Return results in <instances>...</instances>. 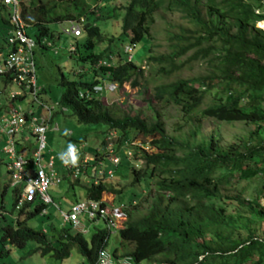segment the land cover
Wrapping results in <instances>:
<instances>
[{"label": "trees", "instance_id": "16d2710c", "mask_svg": "<svg viewBox=\"0 0 264 264\" xmlns=\"http://www.w3.org/2000/svg\"><path fill=\"white\" fill-rule=\"evenodd\" d=\"M17 1L26 29L35 30L37 47L33 53L36 48L44 53L48 43L56 46L55 40L63 33L51 29L50 24L77 22L81 32L72 36L73 50L68 53L84 64L83 72H92L88 81L81 80L80 74L72 80L61 74L58 93L51 98L46 96L45 86L37 83L38 103L28 105L42 115L47 113L44 106L54 105L48 130L60 132L68 146L87 142V151L85 138H74L61 126L74 118L78 124H101L107 133L115 131L120 146L133 132L132 139L152 148H134L135 165H123L130 172L131 182H143V187L122 205L125 223L118 230L120 241L110 251L112 256L130 257L132 264H264V0H128L120 6L114 4L116 0H89L91 4L86 0ZM90 5H96V15ZM2 11L0 53L4 47L10 50L8 33L13 30L10 10L0 0ZM159 13H177L183 23L174 25V30L167 24L166 51L152 54L151 28ZM119 19V32H112ZM109 20L112 30H102L99 22ZM143 39L148 45L147 62H152L157 75H179L194 64L206 65L203 74L179 77L153 88L156 102L179 111L182 122L176 126L177 134H169L159 116L148 118L140 112L130 114L116 105H105L101 91H94L95 87L102 88L103 82L139 85L144 73L133 56L126 59L123 48L132 45L133 55L136 43ZM103 44L105 48L97 50ZM200 119L242 122L255 129L241 136L238 144H223L217 135L199 132ZM54 124L57 130L52 129ZM25 134L24 129L18 137ZM107 144L100 141L95 151L98 160ZM16 150L22 156L29 155L18 140ZM5 162L0 157L6 176ZM56 172L67 180L69 193L74 195L73 188L78 185L84 191L82 199L103 204L106 178L86 184L62 167ZM258 176L261 188L248 196L241 191L231 193L241 182ZM23 186L24 182L10 185L0 175V264H12L5 260L11 247H24L28 241L35 244L28 254L63 260L74 250L87 264H96L99 251L108 249L110 229L95 228L86 237L89 231L82 234L63 219L50 220L48 227L36 229L27 221L48 218V205L36 199L19 206ZM8 189L13 196L9 210L4 205ZM141 204H145L142 211ZM44 208L46 213L42 214Z\"/></svg>", "mask_w": 264, "mask_h": 264}, {"label": "rangeland", "instance_id": "374dc122", "mask_svg": "<svg viewBox=\"0 0 264 264\" xmlns=\"http://www.w3.org/2000/svg\"><path fill=\"white\" fill-rule=\"evenodd\" d=\"M86 2L91 4L89 0H86ZM127 2L128 0H116L114 4L120 6L126 4ZM95 6L96 5H93L91 8L95 11L96 15L98 9ZM4 15V11L0 12V16ZM110 22L111 20L99 22L102 30H109V28H111ZM117 22L118 26L117 28L114 26L112 32L120 30V19ZM182 23L183 20L177 13H159L156 15L155 22L151 28V34L153 36V40L151 42L152 54H159L166 51L164 31L165 26H167V24L172 25V30H174V25L176 26ZM258 25L259 24L257 23L256 26L261 28ZM50 28L58 31L59 24L52 23L50 24ZM110 30H112V28ZM26 32L30 37H35V30L31 27L27 28ZM54 38L56 39V37ZM55 42L58 43V47H56L58 53H55L54 50L51 49L42 53L38 48H36L34 52L36 82L45 86L46 96L48 98H51L58 93L59 86L57 85V82L59 81L61 74L64 75L68 80L78 79L81 76V80L88 81L90 80L92 73L83 72L84 64L76 58L69 56L68 50L70 49V46H73L74 42V38L72 36L59 34V37L55 40ZM147 46V40L143 39L136 43V47L133 52L134 61L140 65L144 73V79L139 82V85L136 87H131L129 83H124L121 86H118L116 83H108L107 85L105 84L101 91V101L103 104L108 106L116 105L120 110L129 112L130 114L140 112L143 114V116L148 118H151L152 116H159V118L163 120L167 132L169 134H177L175 131L177 129L176 126L182 122L179 111H177L172 105L156 102L153 97V88L155 85L160 83H169L179 77L203 74L206 71V65L202 62L194 64L192 68L182 70L179 75H157L154 72V65L152 62H147ZM112 47L113 46H110L109 49L111 50ZM104 48L105 45L103 44L100 45L97 50L102 51ZM7 51L8 48L4 47L1 50V57H4ZM78 74H80V76ZM8 89V87H5L4 92H7ZM3 101H5V99H3ZM22 104H26V101H23ZM199 123L200 133L205 136L211 134L217 135L223 144H238L241 136L246 135V133L255 129V126L245 125L242 122H217L211 119H200ZM67 127L72 130V136L74 138H85L89 144H91V146H95L97 141L98 145H100V141L104 137V133H106V127L104 125L78 124L74 118L70 119ZM183 130L186 131L187 127H184ZM28 134L29 133H27V135ZM134 136L135 134H133V132H130L128 135L130 140H134L132 139ZM31 142H34L32 138ZM46 143V149L41 151L42 164L47 161L49 155H54L57 157L63 150V146L66 145V140L60 136V132L58 133L48 130L46 133ZM134 143L137 142L135 141ZM142 147L146 149V151L152 150V148H150L147 143H144ZM117 155L122 166H117L113 178L108 180L107 183L105 182L107 189L102 197V202L111 211L115 220V229L111 231L108 239L107 248L109 251H112L120 241L118 230L122 228L125 223L122 205L128 203L131 197H134L133 194L137 195L140 191V188L143 187V182L139 184L131 182L130 172L127 166H123L127 163H130V165H135V161L126 159L119 151H117ZM0 175H2L3 178H6L5 168L3 166L0 168ZM259 180L261 181V178L258 176L251 181H243L237 188H232L230 191L233 194L241 191L243 192V195L248 196L254 190L261 188V182ZM67 184V180H62L61 183L55 186H50L47 190V193L53 202L57 204L58 207H60V209L63 211H67V207L73 200H75V198L82 199L84 197V191L81 186H74L73 195L72 193L68 192ZM120 188L121 191H119ZM12 198L13 196L11 190L8 189L4 195V205L7 210L11 208ZM54 203L47 206V213H49L48 218L42 217L41 220V218L38 217L36 218V222H34L32 218L27 221L29 225H32L36 229H40L43 227H48V222H50V220L62 222L60 211ZM33 206L34 204H32V208ZM144 206L145 204H141V211L144 209ZM12 214L16 215V210H14ZM84 222L89 228V233L86 234V237H89L95 228H105V224L102 220L98 221L94 226H89V222ZM34 246L35 244L33 242L28 241L24 247H11L10 252L5 257V260L10 261L12 264H87L84 258H82V256L77 254L74 250H72L68 258L63 260H58L47 255L40 256L38 253L28 254L29 250L34 248ZM1 262L2 260L0 259V263Z\"/></svg>", "mask_w": 264, "mask_h": 264}, {"label": "built area", "instance_id": "2783aa9c", "mask_svg": "<svg viewBox=\"0 0 264 264\" xmlns=\"http://www.w3.org/2000/svg\"><path fill=\"white\" fill-rule=\"evenodd\" d=\"M1 1L10 10L9 21L13 26V30L8 38V42L16 45V52L7 57L5 60V68L0 66V74L4 70H10L11 79L18 87L17 90L10 92V98L27 92L38 103L35 97L38 87L35 84L34 64L31 58V50L36 46V43L34 40L28 38L24 32V23L20 17L18 1ZM61 31L63 34L71 36H78L81 32L78 23L72 21L62 27ZM132 47V45H125L123 48L127 60H130L133 56ZM102 64L108 65L104 61H102ZM102 88L95 87L94 91L98 92ZM44 107L47 108L46 115L33 112L31 109L24 110L20 106L14 105L3 109V112L0 113V142H2L0 144V156L6 160L11 184L14 185L19 182H24L18 200L19 206L23 202H31L36 199L45 205L52 204L53 201L47 193V190L50 186L58 185L61 181L54 168L53 156L50 155L47 161L42 164L41 151L46 147L45 133L49 129L50 112L54 109V105L51 104ZM61 109L63 111L65 110L64 108ZM24 129L30 132L35 138L36 147L32 151V165L28 157L20 155L16 150V138ZM52 129L57 130V125L54 124ZM108 138L112 139L113 135L110 134ZM125 145L128 148H125L123 153L128 157L132 155L130 145L140 146L132 142H127ZM84 146L85 143H72L63 155H61L63 168L73 178L85 174L86 166L93 159L84 153L82 150ZM113 147V143L109 142L107 161L115 165L119 163V157L113 153ZM79 156H81L80 160L76 161V158ZM96 163V166L99 165V167L96 169L94 183L97 182L98 176L104 175L108 177L112 175L111 168H106L104 161H97ZM41 213H46V209L44 208ZM60 214L63 222L70 224L72 229L83 234L88 231L84 221L96 223L102 220L110 231L115 229L114 217L101 201L91 199L77 201L70 205L69 210H60ZM96 264H132V261L130 257L115 259L108 249H102L98 253Z\"/></svg>", "mask_w": 264, "mask_h": 264}, {"label": "clouds", "instance_id": "9594fccd", "mask_svg": "<svg viewBox=\"0 0 264 264\" xmlns=\"http://www.w3.org/2000/svg\"><path fill=\"white\" fill-rule=\"evenodd\" d=\"M22 19V18H21ZM23 21V20H22ZM23 23H24V21H23ZM65 24H63V23H60L61 24V26H60V31H61V28L62 27H64V26H66L67 25V23L68 22H64ZM24 32H25V34H26V36L28 37V38H30V39H32V40H34V38H32V37H30L29 35H27V33H26V25H25V23H24ZM9 34V36L11 35V32H9L8 33ZM69 36V35H68ZM9 38V37H8ZM34 42H35V40H34ZM8 44H9V46H10V50H8L7 51V53L5 54V56L4 57H1V53H0V66L3 68H5V60L7 59V57L9 56V55H11V54H14L15 52H16V45L15 44H11V43H9L8 42ZM49 49H51V50H54V52L55 53H57V48H56V46H52L50 43H49ZM35 47H37V46H34V48ZM34 48H32V50H31V58L33 57V55H34V53H33V49ZM70 50H73V46H70ZM33 61V64H34V60H32ZM35 65H34V72H35ZM10 70H4V72H2L1 74H0V113L1 112H3V109H6V108H8V107H10V106H12V105H14V106H20L21 108H23L24 110H29V109H31L33 112H35V110H34V108L33 107H29V103H31V102H33L34 104H36V101L34 100V97L31 95V94H29V93H23V94H21V95H17V96H15V97H13V98H10V92H12V91H15V90H17L18 89V87L13 83V81H12V79H11V75H10ZM35 84H36V86L38 87V90H39V86L37 85V82H36V75H35ZM104 84H108V83H105V82H103V84L102 85H104ZM113 84V83H112ZM115 84V83H114ZM5 87H8L9 89H8V91L7 92H4V88ZM103 87V86H102ZM103 89V88H102ZM102 89L100 90V91H102ZM38 93V92H37ZM36 93V94H37ZM79 93H81V92H79ZM36 94H35V97H36ZM102 94V93H101ZM100 94V95H101ZM3 99H5V101H3ZM36 100H37V97H36ZM23 101H26V104H22V102ZM65 109V108H64ZM63 111V110H62ZM66 111V109L64 110V112ZM37 112V111H36ZM28 133V132H27ZM68 135H71V131L70 130H68ZM29 134H31V133H29ZM110 134H112L113 135V138L112 139H109L108 137H109V135ZM32 135V134H31ZM33 136V135H32ZM18 137V136H17ZM102 140H105V141H107L108 142V144H109V142H111V143H113V145H114V147H113V153L114 154H117V151H119V152H121L122 153V155L126 158V159H128V160H132V155H133V153H134V148H136V147H139L140 149H144L142 146H143V144L144 143H141L140 141H136L137 142V144H139L140 146H136V145H130L129 147L130 148H132L131 150H132V155L131 156H126V155H124V153H123V150L125 149V148H128L125 144L124 145H122V146H120L119 145V143L117 142V140H116V133H115V131H110V132H106V133H104V137L102 138ZM16 141H17V139H16ZM78 142H82V141H77V142H74V143H78ZM128 143H134L135 142V140H128L127 141ZM115 143H116V145H115ZM87 144V142H85V145ZM108 144H107V149L106 150H104V155L102 156V158L101 159H99L98 160V156H95V153H93V154H89L86 150H84V147H83V151H84V153H86L88 156H90V157H92L93 159H92V161L86 166V173L85 174H82V175H80V178L79 179H81L82 181H84V183H86V184H89V183H94L93 182V180H94V178H95V175H96V169H97V167H99V165L98 166H96V162L98 161H104V163H105V166H106V168H111V170H112V175L111 176H98V178H97V182L96 183H94V184H97L98 182H99V180L100 179H107V181L108 180H111V178H113V176H114V172H115V169H116V167L117 166H119V165H121V163H120V160H119V163H117V164H115V165H113V164H111V163H108V161H107V158H108V155H109V153H108ZM71 146V145H70ZM70 146H68V148L70 147ZM132 146V147H131ZM67 148V149H68ZM45 149H46V147H45ZM66 149V150H67ZM44 150V149H43ZM65 150V151H66ZM144 150H146V149H144ZM64 151V152H65ZM98 151V149L96 150V152ZM63 155V154H62ZM51 156H53V155H51ZM0 157H2V156H0ZM29 159H31L32 158V151H31V154L30 155H28L27 156ZM77 158H81V156H79V157H77ZM76 158V160L77 161H79L78 159ZM6 163V162H5ZM29 167V166H28ZM101 167V166H100ZM104 167V166H103ZM79 177V176H78ZM7 180H8V182L10 183V185H12L11 184V179H10V177H9V174L7 175ZM61 179V178H60ZM105 179V180H106ZM61 181H62V179H61ZM61 181H60V183H61ZM19 183H21V182H19ZM19 183H17V184H19ZM14 185H16V184H14ZM82 200H85V199H82ZM53 201V200H52ZM77 201H81V200H77ZM77 201H72L70 204H69V206L67 207V210H69V207H70V205L72 204V203H74V202H77ZM54 203V202H53ZM132 203H134V201L132 202ZM55 204V203H54ZM104 204V203H103ZM49 205V204H48ZM57 207H58V205L57 204H55ZM105 205V204H104ZM106 206V205H105ZM107 207V206H106ZM108 208V207H107ZM58 210L60 211L61 209H60V207H58ZM61 211H63V210H61ZM111 212V211H110ZM63 219V218H62ZM86 222H88V221H86ZM85 223V222H84ZM97 223V222H96ZM96 223H89V226L90 225H95ZM105 224V223H104ZM86 225V224H85ZM88 228V227H87ZM88 231H89V228H88ZM88 231L86 232V233H88ZM86 233H84V234H86ZM83 234V233H82Z\"/></svg>", "mask_w": 264, "mask_h": 264}, {"label": "crops", "instance_id": "0c3cea01", "mask_svg": "<svg viewBox=\"0 0 264 264\" xmlns=\"http://www.w3.org/2000/svg\"><path fill=\"white\" fill-rule=\"evenodd\" d=\"M60 26H61V24H59V29H58V32H60ZM59 37V36H58ZM57 37V38H58ZM54 45H56V47H58V43L57 42H55L54 43ZM48 50H50V49H46L45 50V52L46 51H48ZM57 53H58V50H57ZM67 123H63V124H61V126H63L64 128H68L67 127ZM70 128H68V129H66V130H69ZM71 135H72V133H71ZM70 135V136H71ZM18 139V142H20L21 144H22V146H23V148H24V151L26 152V155H30L31 154V151H33V149L36 147V143H35V138H33L32 137V135H27V134H25V135H21L20 137H17ZM31 138L34 140V142H31ZM80 138V137H79ZM67 141V140H66ZM68 145H69V141L68 142H66V145H64L63 146V148H66L67 149V147H68ZM97 149H99V146H98V141H97V143L95 144V146H91V144H89V142H88V149H87V152L89 153V154H93V153H95V151L97 150ZM29 152V153H28ZM64 153V151L62 150L61 152H60V154L57 156V157H55L54 155H53V157H54V168L56 169V171H59V168L60 167H62L63 168V166H62V159H61V155ZM48 159V158H47ZM78 160H80V158H77ZM64 169V168H63ZM6 177H7V175H6Z\"/></svg>", "mask_w": 264, "mask_h": 264}, {"label": "bare ground", "instance_id": "6f19581e", "mask_svg": "<svg viewBox=\"0 0 264 264\" xmlns=\"http://www.w3.org/2000/svg\"><path fill=\"white\" fill-rule=\"evenodd\" d=\"M264 28V26H262Z\"/></svg>", "mask_w": 264, "mask_h": 264}]
</instances>
